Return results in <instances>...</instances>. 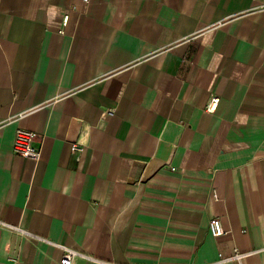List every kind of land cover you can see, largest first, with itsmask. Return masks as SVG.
I'll use <instances>...</instances> for the list:
<instances>
[{
	"label": "crops",
	"instance_id": "0c3cea01",
	"mask_svg": "<svg viewBox=\"0 0 264 264\" xmlns=\"http://www.w3.org/2000/svg\"><path fill=\"white\" fill-rule=\"evenodd\" d=\"M64 248L264 264V0H0V264Z\"/></svg>",
	"mask_w": 264,
	"mask_h": 264
},
{
	"label": "built area",
	"instance_id": "2783aa9c",
	"mask_svg": "<svg viewBox=\"0 0 264 264\" xmlns=\"http://www.w3.org/2000/svg\"><path fill=\"white\" fill-rule=\"evenodd\" d=\"M67 17H65L66 19ZM218 102L217 97H212L209 103L207 104V112H213L216 108ZM36 134L32 131L18 128L15 132L13 152L25 158H32L38 160L41 156L40 149L35 146ZM73 151H82V148L77 145L72 146ZM209 232L212 236L218 237L225 233V230L221 224V221L218 218H213L209 222ZM77 257H83L89 259L90 257L77 252L75 250L64 248V253L62 254L59 264H72L73 260ZM238 257V255H236ZM102 264H116L113 262H102Z\"/></svg>",
	"mask_w": 264,
	"mask_h": 264
}]
</instances>
